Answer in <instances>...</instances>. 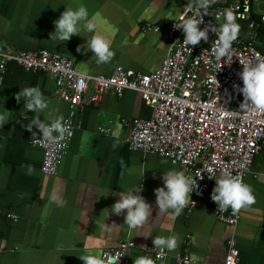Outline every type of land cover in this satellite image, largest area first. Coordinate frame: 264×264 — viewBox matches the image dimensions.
I'll return each instance as SVG.
<instances>
[{
	"label": "crops",
	"instance_id": "0c3cea01",
	"mask_svg": "<svg viewBox=\"0 0 264 264\" xmlns=\"http://www.w3.org/2000/svg\"><path fill=\"white\" fill-rule=\"evenodd\" d=\"M81 3L97 23L94 31L112 41L115 56L110 62H98L91 50L86 55L77 51L86 43L84 36L51 39L54 21L67 6L76 8ZM187 6L185 0H0V43L16 50L60 53L70 57L77 70L90 75H111L119 66L152 73L168 54L170 38L165 27ZM150 24L162 30L149 29ZM26 86L42 90L49 101L44 113L30 112L22 100L17 101L16 93ZM92 92L91 85L59 173L46 175L41 170L44 152L31 143L32 129L26 126L37 117L47 122L61 115L66 118L69 105L57 95L53 75L9 63L0 82V114L7 116L0 124V264H84L81 254L102 256L105 248L127 240L142 247L154 245V236L170 235L178 237L177 248L167 249L165 260H154L155 264H176L188 239L195 259L191 264H225L233 233L240 249L239 264H264V150L256 155L246 176L255 203L239 210L241 221L236 228L217 217L218 203L211 195L216 180L192 213L182 211L177 216L170 209L159 215L155 189L163 185V173L187 171L169 157L129 149L130 130L121 119L152 116V108L139 92L127 89L120 96L109 89L97 101L90 100ZM107 126L115 133L101 131ZM141 184L153 213L142 229L130 231L124 224L127 210L122 215L110 211L120 199L112 193ZM54 191L62 192L66 205L60 207L51 200ZM105 221L117 226L102 232L99 223ZM142 255L141 249L131 251L123 264H134Z\"/></svg>",
	"mask_w": 264,
	"mask_h": 264
},
{
	"label": "built area",
	"instance_id": "2783aa9c",
	"mask_svg": "<svg viewBox=\"0 0 264 264\" xmlns=\"http://www.w3.org/2000/svg\"><path fill=\"white\" fill-rule=\"evenodd\" d=\"M264 0H216L208 13L204 14L203 29L209 27V39L197 45L184 41L182 29L174 27L177 19L165 27L170 38L168 54L161 67L152 73L128 70L123 66L111 75H90L77 70L73 60L48 49L36 51L16 50L0 43V82L3 81L11 62L33 72L53 75L56 93L69 105L65 118L68 132L55 144L42 141L41 130L33 126L30 141L42 148L44 158L41 170L46 175H57L71 141L75 135V119L86 93L93 87L90 100L97 101L109 89L120 96L127 89L137 91L152 108L150 118L121 119L129 127L127 144L131 150H143L169 157L173 163L182 165L187 174L196 177L198 186L192 192V200L184 212L192 213L206 197L221 170L239 175L245 182L252 171L256 155L264 150V111H244L240 87L243 80L239 73L244 65L241 61L257 56L264 58ZM231 7L240 24V31L228 57L219 71L214 68L213 48L217 34L210 26H219L224 20V9ZM213 15V16H212ZM177 20V21H176ZM149 29L161 31V26L148 25ZM239 86V87H238ZM112 122V121H111ZM106 134H114L112 127H102ZM198 176V177H197ZM202 177V178H201ZM217 217L236 228L241 215L231 208L218 209ZM12 216V215H11ZM17 220V217L14 216ZM191 241L185 240L184 249L176 256V264H191L195 261L190 253ZM141 249L143 256L163 261L168 255L166 248L153 244L139 246L133 240L105 248L102 256L106 264H123L131 251ZM240 249L235 233L228 239L225 264H239Z\"/></svg>",
	"mask_w": 264,
	"mask_h": 264
},
{
	"label": "clouds",
	"instance_id": "9594fccd",
	"mask_svg": "<svg viewBox=\"0 0 264 264\" xmlns=\"http://www.w3.org/2000/svg\"><path fill=\"white\" fill-rule=\"evenodd\" d=\"M216 0H191L188 4L192 11L189 14L186 9L183 15L174 25L177 29H182L185 38L184 41L192 46L197 45L202 39L208 41L209 27L201 28L204 22V14L208 13L211 6ZM55 31L52 32L51 39L58 41H68L73 35H81L87 38L84 45H79L77 51H82L85 55L89 50L94 53L97 61L100 63L110 62L115 56V50L111 47L112 41L101 34L96 33L97 23L90 16L88 7L81 3L78 7L67 6L60 17L54 21ZM211 30L217 34L213 53L215 57L214 68L219 71L224 63L225 57H228L236 41L240 24L237 21L236 14L231 7L224 9V20L219 25L210 26ZM88 33H91L89 37ZM244 65L243 70L239 73L243 80V86L240 91L243 93L244 102L241 108L244 111H264V58L257 56L250 60L241 61ZM239 87V86H238ZM17 101H23L24 107L30 112L44 113L49 108V101L39 86H26L16 93ZM7 120L5 114H0V124ZM38 127L42 132V141L49 144H55L65 137L68 132L65 118L61 115L47 122L40 117L32 120L26 127L32 129ZM31 173L33 167L28 166ZM198 177V176H197ZM215 178L216 184L212 191V199L218 203V208L226 210L229 207L232 211L238 212L242 207L255 203V195L252 187L246 183L239 175H233L228 170H221L219 175L210 174ZM202 178V177H201ZM198 186L196 177L186 174L184 170L170 169L163 173V185L156 188V204L160 214H167L171 209L175 215H180L184 208L192 200V192ZM142 184L133 186L127 192H114L118 199L112 206L111 212L117 215L124 214L126 211L125 222L129 230L142 229L149 218L152 216L153 207L142 195ZM58 206L63 207L67 200L63 198L61 191H54L51 195ZM108 213V216L110 214ZM99 223V222H98ZM117 224L99 223L102 232H111ZM145 235L143 232L138 233ZM145 236H151L147 234ZM153 243L156 248H166L174 250L178 246V237L154 236ZM84 264H106L103 257L95 254H81L79 256ZM111 264V257L108 258ZM134 264H155L153 258L148 256H139L134 260Z\"/></svg>",
	"mask_w": 264,
	"mask_h": 264
},
{
	"label": "water",
	"instance_id": "95a60500",
	"mask_svg": "<svg viewBox=\"0 0 264 264\" xmlns=\"http://www.w3.org/2000/svg\"><path fill=\"white\" fill-rule=\"evenodd\" d=\"M185 1H186V3H188V4L191 2V0H185ZM212 16H213V15H212Z\"/></svg>",
	"mask_w": 264,
	"mask_h": 264
},
{
	"label": "rangeland",
	"instance_id": "374dc122",
	"mask_svg": "<svg viewBox=\"0 0 264 264\" xmlns=\"http://www.w3.org/2000/svg\"><path fill=\"white\" fill-rule=\"evenodd\" d=\"M261 7L264 8V5H262Z\"/></svg>",
	"mask_w": 264,
	"mask_h": 264
}]
</instances>
